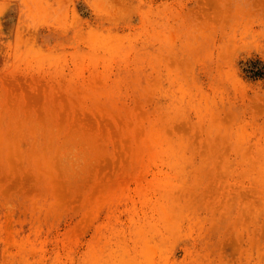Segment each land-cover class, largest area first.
<instances>
[{"label": "rangeland", "instance_id": "1", "mask_svg": "<svg viewBox=\"0 0 264 264\" xmlns=\"http://www.w3.org/2000/svg\"><path fill=\"white\" fill-rule=\"evenodd\" d=\"M264 0H0V264H264Z\"/></svg>", "mask_w": 264, "mask_h": 264}, {"label": "bare ground", "instance_id": "2", "mask_svg": "<svg viewBox=\"0 0 264 264\" xmlns=\"http://www.w3.org/2000/svg\"><path fill=\"white\" fill-rule=\"evenodd\" d=\"M263 38V40H264V37H262Z\"/></svg>", "mask_w": 264, "mask_h": 264}]
</instances>
